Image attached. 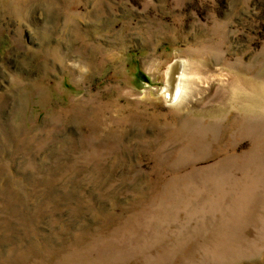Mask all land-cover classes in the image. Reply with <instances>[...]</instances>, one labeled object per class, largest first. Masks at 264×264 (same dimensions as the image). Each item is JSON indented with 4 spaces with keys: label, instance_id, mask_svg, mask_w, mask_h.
<instances>
[{
    "label": "rangeland",
    "instance_id": "1",
    "mask_svg": "<svg viewBox=\"0 0 264 264\" xmlns=\"http://www.w3.org/2000/svg\"><path fill=\"white\" fill-rule=\"evenodd\" d=\"M0 264H264V0H0Z\"/></svg>",
    "mask_w": 264,
    "mask_h": 264
},
{
    "label": "bare ground",
    "instance_id": "2",
    "mask_svg": "<svg viewBox=\"0 0 264 264\" xmlns=\"http://www.w3.org/2000/svg\"><path fill=\"white\" fill-rule=\"evenodd\" d=\"M181 66L177 65V64H176V66H171V67H169L168 73H167L168 74L167 75L168 96L172 100L176 99L177 102L178 101L181 102V101L187 99L186 97H188V93H187V90H188L187 88L188 87L187 86L189 85V83L187 85L186 84L187 81L185 80L186 77H187V75H186L187 72L185 71V65H181ZM193 78H195V75H192V76L188 77L187 78L188 82L191 81V83H193ZM196 80H198V79H196ZM191 89L192 88L190 87L189 90H191Z\"/></svg>",
    "mask_w": 264,
    "mask_h": 264
}]
</instances>
